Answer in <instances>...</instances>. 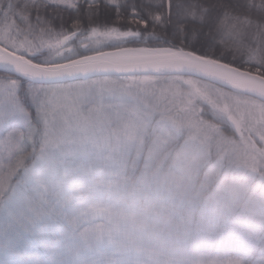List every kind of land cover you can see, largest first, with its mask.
Returning <instances> with one entry per match:
<instances>
[{
    "label": "snow or ice",
    "instance_id": "6c2138e0",
    "mask_svg": "<svg viewBox=\"0 0 264 264\" xmlns=\"http://www.w3.org/2000/svg\"><path fill=\"white\" fill-rule=\"evenodd\" d=\"M0 264H264V0H0Z\"/></svg>",
    "mask_w": 264,
    "mask_h": 264
}]
</instances>
